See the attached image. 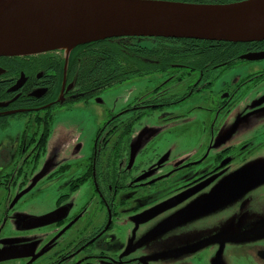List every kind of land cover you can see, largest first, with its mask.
<instances>
[{"label":"flooded vegetation","instance_id":"af4514ba","mask_svg":"<svg viewBox=\"0 0 264 264\" xmlns=\"http://www.w3.org/2000/svg\"><path fill=\"white\" fill-rule=\"evenodd\" d=\"M242 43L231 63L197 70L192 61L161 63L144 55L142 62H156L134 69V77L149 85L104 121L89 122L88 139L82 143L77 136L80 144L61 151L57 164L56 154H47L50 139L58 136L51 125L55 109L88 102L108 88L85 87L77 71L66 69L65 51L0 57V128L8 118L27 119L16 134L0 130V264H174L169 257L189 247L171 245L176 229L180 237L187 233L178 223L188 219L161 229L186 209L165 210L164 200L187 190L193 193L183 200L194 199L197 186L227 191L226 180L238 170L247 172L244 188L264 206V178H257L264 174V69L237 71L248 62L240 60L242 54L264 52V39ZM254 61L264 59L249 62ZM203 93L207 106L196 100ZM46 190L50 199L44 198ZM245 200H231L225 218L242 219L235 233L240 227L242 236L264 237L263 211L241 218V210L255 201ZM43 202L48 208L30 215L29 207ZM256 260L252 264H264V247Z\"/></svg>","mask_w":264,"mask_h":264},{"label":"water","instance_id":"95a60500","mask_svg":"<svg viewBox=\"0 0 264 264\" xmlns=\"http://www.w3.org/2000/svg\"><path fill=\"white\" fill-rule=\"evenodd\" d=\"M132 36L228 43L262 41L264 0L229 4L169 0H0V57L57 49L68 53L78 44ZM243 59L263 60L264 52L245 53L240 56ZM241 174L245 177L247 172ZM258 174L257 178H264V174ZM196 211L185 209L166 220L161 229L178 220L190 219ZM55 213L56 210L34 220L42 223Z\"/></svg>","mask_w":264,"mask_h":264},{"label":"rangeland","instance_id":"374dc122","mask_svg":"<svg viewBox=\"0 0 264 264\" xmlns=\"http://www.w3.org/2000/svg\"><path fill=\"white\" fill-rule=\"evenodd\" d=\"M65 51L63 49H59ZM66 52V51H65ZM264 69V61L254 62H243L237 69L240 74L246 72H254L257 70ZM211 75H215V71H211ZM222 76V75H221ZM219 76L217 81H221L222 77ZM146 78L134 77V79L128 80L123 84L115 85L111 88L103 90L98 97L92 98L88 102H77L72 104L70 108L59 107L54 111V119L51 125H56V134L58 136L50 139L49 150L47 154L54 153L56 158L54 164L58 163V155L61 151H66L74 148L77 144H80L79 138H82V143L85 139H88L90 134L89 122L93 121H104V119L120 108L124 107L127 103L133 101L137 95L141 93L148 84ZM215 86H212L214 88ZM215 89V88H214ZM201 98H196L199 105L207 106V102L203 99L205 93L201 95ZM99 99V101H97ZM186 106V105H183ZM181 106V107H183ZM202 115H199L201 118ZM8 124L5 128L0 130H6L4 134L13 135L16 134L20 129L25 128L27 119L22 116H16L14 118H8ZM71 124L73 126L71 127ZM30 127V125H29ZM147 125H143L141 129L146 128ZM240 133L242 131H239ZM245 133V131L243 132ZM2 135V134H1ZM79 142V143H78ZM81 147V146H80ZM264 152V150H262ZM46 159L50 156L46 155ZM264 160V159H263ZM227 171L224 173L226 175ZM216 177H212L206 181L214 180ZM201 182L203 185L206 181ZM244 179L241 170H238L230 180H226L224 186L230 183L227 191L224 188H216V190L207 191V187L201 190V186H197V194L194 199L183 200L182 195H189L193 193L192 190L185 191L183 194L173 195L164 200L166 203L165 210L173 211L176 209L184 208L197 210L195 214L189 219L188 222L182 221L178 225L184 226L186 229L185 235L179 236V231L176 229L175 238H177L173 244L177 247L183 248L189 245L186 252L175 253L173 258L174 264H252L258 263V253L264 247V237H250L242 236L243 231L238 228L235 233V224L239 223V219L234 221V214L231 215L228 220L225 218L227 211L230 210V204L235 203L236 205L246 202L245 198H253L254 204L245 206L246 209H242L241 218H246L249 214H258L260 211L264 213V206L262 202L257 201V196L252 194L250 188H244ZM233 182V183H232ZM214 183V182H213ZM234 192L231 195L232 198L227 200L229 203L228 207L224 204L227 202L216 203L221 197H225L229 192ZM45 199H50L51 195L49 190L44 192ZM261 195H259L260 197ZM30 196H28L29 198ZM183 200V201H182ZM232 200V201H231ZM45 202L42 205H31L29 207L30 215L42 212L47 209ZM170 211V212H171ZM149 211L144 212V216L148 215ZM228 217V218H229ZM245 219V220H246ZM242 220V219H240ZM186 224V225H184ZM177 225V224H175ZM179 226V227H180ZM256 262H255V261Z\"/></svg>","mask_w":264,"mask_h":264},{"label":"trees","instance_id":"16d2710c","mask_svg":"<svg viewBox=\"0 0 264 264\" xmlns=\"http://www.w3.org/2000/svg\"><path fill=\"white\" fill-rule=\"evenodd\" d=\"M170 1V0H169ZM220 2L213 4H229ZM239 2V1H233ZM212 4V3H211ZM150 42V43H147ZM246 43H228L181 38L122 37L78 44L68 52V66L71 72H78L85 87L96 86L98 91L123 84L135 76L134 69L154 65L149 59H163L161 63L192 61L195 70L213 64L231 63ZM59 50V49H57ZM57 50H52L57 51ZM47 52V51H46ZM208 64V65H204ZM202 68V69H204ZM133 70L134 72H129ZM58 71L59 68H58ZM144 74V73H141Z\"/></svg>","mask_w":264,"mask_h":264}]
</instances>
